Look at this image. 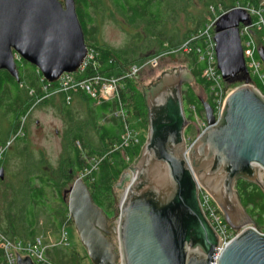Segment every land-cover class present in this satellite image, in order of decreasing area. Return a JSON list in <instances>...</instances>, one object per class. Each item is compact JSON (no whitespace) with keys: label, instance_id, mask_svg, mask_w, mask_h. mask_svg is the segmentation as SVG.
I'll return each mask as SVG.
<instances>
[{"label":"water","instance_id":"1","mask_svg":"<svg viewBox=\"0 0 264 264\" xmlns=\"http://www.w3.org/2000/svg\"><path fill=\"white\" fill-rule=\"evenodd\" d=\"M249 14L233 7L215 22L217 66L229 83L244 84L228 96L219 120L200 99L207 128L187 147L183 86L195 81L189 69L165 72L144 89L148 134L133 177L111 226L89 185L78 176L66 191L68 209L93 264H213L219 236L203 213L198 184L210 192L229 225L239 234L218 264H264V233L236 190L242 177L264 190V97L252 86L239 26ZM16 54L35 66L48 83L78 72L88 54L76 0H0V72L20 80ZM258 54L264 63V47ZM3 177V170L0 171ZM127 170L115 187L129 179ZM119 236V247L111 240ZM17 264H35L18 256Z\"/></svg>","mask_w":264,"mask_h":264},{"label":"trees","instance_id":"2","mask_svg":"<svg viewBox=\"0 0 264 264\" xmlns=\"http://www.w3.org/2000/svg\"><path fill=\"white\" fill-rule=\"evenodd\" d=\"M234 1L232 0L234 4L229 6L224 0H111L114 10L125 19V22L140 30L133 35V43L139 46V41H142L146 45L145 48L137 47L130 51L101 45L93 35L97 25V14L106 15L108 12L105 0H76L86 43L89 48H94L97 52L96 57L80 74L79 79L101 74L106 77H123L121 103L117 98L111 100L91 98L83 90L52 95L53 100L55 96L60 95L63 103L56 107L62 114L68 116V120H65L67 124L65 153L57 165L47 161L46 158L34 157L29 148L27 126L23 124L25 123L23 119L27 118L31 110L48 99L43 91L46 83L42 79L41 72L36 67L30 71L27 66L30 63L23 59L17 60L19 81L7 71H1L0 142L3 144L0 145H5L12 137L13 143L0 158V171L3 170L4 173L12 158L18 159L21 166L17 164L19 166L15 172L17 180L15 184L12 183L13 198L8 203L5 202L6 207H9L13 214L8 217L10 220L7 222V217L3 216L0 210V229L12 239L34 242L41 230H45L40 226V215L46 218L45 227L51 226L59 232L63 227L73 224L65 200V192L68 190V184L78 174H85L84 180L89 185L93 199L104 213L105 210L112 209L115 184L139 157L144 142L142 140L139 144L122 145L124 122L116 112L122 104L128 114L130 125L132 117L146 125L145 128L148 124L144 92L138 89L136 80L125 78L126 72L133 63H142L154 55L144 54L151 45L158 44L159 48L166 46L169 50L167 53L173 54L175 49L178 50L182 46L181 44L188 43L187 67L192 72L195 82L206 90L207 100L213 104L209 92L210 83L203 76L207 61L206 58L201 59L206 52L202 32L209 24V20L211 21L209 17L211 15L213 17L210 9L219 10V6L223 5L225 11H228L237 4L257 6L261 2V0H242V3L236 4V1L240 0ZM198 4H202L203 8L198 10L197 14L188 17L194 27L181 33L178 27L173 26L175 19L180 12L186 11L187 7H196ZM259 44L264 47L260 39ZM138 51H142V55H139ZM250 79L257 85L251 75ZM55 85L52 84V87ZM68 94L71 95L70 102L66 100ZM79 94L82 95L83 100L78 98ZM36 99L41 101L37 102ZM183 99L187 106H195L198 114L204 115L200 98L189 83L183 86ZM75 102L79 103L80 107H87L88 112L83 115L79 113L76 109L78 105H74ZM188 118L193 121L189 114ZM101 120L104 122L101 123ZM192 128V125L188 127L186 136ZM76 142L82 143V147L79 148ZM13 149L16 150L14 155L11 152ZM42 166H46V169H41ZM3 181L4 174L3 177L0 175V183ZM235 187L243 206L253 217L256 227L264 233V190L243 178L237 180ZM46 255L50 264H81L84 258L77 251H70L61 245L48 247Z\"/></svg>","mask_w":264,"mask_h":264},{"label":"built area","instance_id":"3","mask_svg":"<svg viewBox=\"0 0 264 264\" xmlns=\"http://www.w3.org/2000/svg\"><path fill=\"white\" fill-rule=\"evenodd\" d=\"M258 5L237 4L234 7H240L244 9L251 18V22L249 24L241 23L239 26L245 63L249 74L255 78L257 82L256 85L254 82L250 81L248 85L252 86L262 97H264V63L258 54L260 44L257 39L259 36V39L264 43V0H262ZM217 17L218 15L202 32L205 38L206 52L204 56H201V59L206 58L207 61V65L203 71V76L210 83L209 92L212 98L214 115L216 119L219 120L224 112L227 98L232 91H229V85L223 78L222 73L219 71L217 66L215 49L216 42L214 40L215 22ZM184 49L189 50L188 43H184L178 50L180 51ZM96 55V50H94V48L88 47V54L85 59V63L81 66L79 71L75 73H63L59 80L55 83H48L42 76L43 81L46 83V85L43 86L45 97L62 92L69 93L71 90H83L94 99L111 100L117 98L120 102V91L122 88L121 81L123 80V77H106L101 74L92 78L79 79L80 74L84 72L86 67L91 61L94 60ZM161 57L162 56L157 55L147 58L142 63H133L126 72L125 78L137 80L140 72L145 66H156ZM18 59L21 58L16 54V60ZM52 84L56 85L52 87ZM66 100L67 102H70L71 95L68 94ZM39 101H41V99L37 100V102ZM188 109L189 115L193 118V123L201 122L202 125L201 131L196 137H186L187 147L189 148L191 144L204 132L208 124L205 119V113L203 116H201L198 114L197 109L193 105H189ZM116 115L121 116L124 122L122 145L131 146L141 143V138L137 135L138 132H135L128 122V114L122 104L117 110ZM12 141L13 138L5 145H0V158L11 145ZM88 173L89 172H87V174ZM81 176L83 177L85 174ZM260 177L264 179V168H260ZM198 189L201 209L220 239L218 250L213 256V264H218L221 253L233 240V238L239 234L240 230L234 229L229 225L218 204L208 190H206L201 184H198ZM69 244L66 227H63L60 230L58 240L54 244L46 243L41 236L37 237L34 242L23 241L21 239H12L0 229V264H17L18 256H29L33 259L35 264H50L46 255V250L48 247L59 245L67 247Z\"/></svg>","mask_w":264,"mask_h":264},{"label":"rangeland","instance_id":"4","mask_svg":"<svg viewBox=\"0 0 264 264\" xmlns=\"http://www.w3.org/2000/svg\"><path fill=\"white\" fill-rule=\"evenodd\" d=\"M227 5L232 6L235 2L233 0H224ZM262 1V0H261ZM107 6H108V12L106 15L104 14H97V25L96 29L93 32V35L96 37L97 41L101 45L104 46H109L113 49L120 50V49H126L133 51L137 47L145 48L146 45L142 42L139 41V46H136V43H133V35H135L138 31L136 28H133L129 26L126 22L125 19L114 10L113 3L111 0H105ZM242 3V0L236 1L237 3ZM223 5L219 6V10L215 8H211L210 11L213 13L209 17L211 21L219 15V12H224L226 9L222 7ZM203 5L198 4L196 7L190 6L187 7L186 11L180 12L179 16L175 19L174 23L175 27H178L181 33L185 32L188 28L194 27L192 25L191 20H188V17L191 16L192 14H197L198 10L202 9ZM212 17V18H211ZM264 17V16H263ZM209 20V23L211 22ZM98 26V27H97ZM173 26L171 28H173ZM258 42H259V36L257 37ZM183 45V44H181ZM180 46V45H179ZM174 51L173 54H168L167 52L169 51L166 49V46L163 48H159L158 44L151 45V48H148L145 50V55L146 54H151L153 53L154 55H151L148 58L160 55L162 56L160 60L158 61V64L156 66H151L147 65L143 68V70L140 72L139 77L137 78V86L138 89L144 92L145 88L150 87L152 84L158 81V79L165 73L173 70H180V69H189L187 67L188 63V50H177ZM139 55H142V51H138ZM158 54H155L157 53ZM160 52V53H159ZM143 54V55H144ZM29 66V70L33 71V68L35 66L33 65H27ZM244 82H233L229 85V91H233L237 87L243 85ZM192 87L194 88L196 94L200 96L202 99L206 100L207 99V92L206 90L198 85L195 81L191 83ZM37 100V99H36ZM63 103L62 98L60 95H57L54 97V100L52 99V96H48V99L33 108L30 112V114L27 116V118H24L23 121L25 120V123H23L25 126H27V134H28V140L30 142L29 148L34 154V157L36 158H46L47 161H51L54 165H57L60 159L64 157V151H65V133H66V121L68 120V116L62 114L56 106L60 105ZM79 103L75 102L74 105H78ZM189 106L184 103V108H186V115L189 114ZM79 113L82 115L85 112H88V108H84L83 106L76 107ZM88 115V114H87ZM76 116V115H75ZM131 126L135 132H138L137 135L141 138V141L143 140V145L147 140V132H148V124L147 128H145L146 125L141 124L137 119L132 117L131 119ZM69 122V121H68ZM193 128L191 129V132L186 136L187 138L189 136L191 137H196L198 133L201 131V122H195L192 124ZM22 133H24L22 131ZM2 133L0 132V135ZM13 138V137H12ZM11 138V139H12ZM13 143V142H12ZM11 143V144H12ZM0 144H3L0 142ZM76 145L81 148L82 143L76 142ZM9 149L11 146L8 147ZM13 152L12 155L16 154V150L11 151ZM66 155V154H65ZM20 162V161H19ZM18 159L14 160L12 158L10 160V163L8 167L4 171V181L0 183V193H1V198H0V210L1 214L3 216H6L7 219L9 216L13 214V211L11 212L9 210V207H6V203L8 201L12 200V186L16 182V177H15V172L17 171V168L19 166ZM21 166V164H19ZM41 169H46V166ZM127 172L130 174L129 179L124 180L122 182V189L114 187V193H115V198H114V204L112 209L105 210V214L107 215L109 219V224L111 226H117L118 221H119V214H120V204L123 199V196L125 194L126 188L128 187L131 178L133 177V172L130 170V168L127 169ZM81 174H78L74 177L72 182L68 184L67 189L71 187V185L74 183L75 179L80 176ZM84 179V176H83ZM119 181V180H118ZM117 181V182H118ZM116 182V183H117ZM88 184V183H87ZM116 185V184H115ZM5 192V194H4ZM66 193V192H65ZM3 196V197H2ZM68 195H65V200L68 204ZM5 199V201H4ZM9 210V211H8ZM9 214V215H8ZM10 219L7 220L9 222ZM46 218L44 215H40V226L45 230H41V232L37 236L43 237L46 243L48 244H54L59 237V231L52 229L51 226L48 228L45 227L46 225ZM255 228L256 225L254 224ZM47 228V229H46ZM260 232L261 229L257 228ZM66 230L68 232V238H69V245L67 246L68 250L70 251H77L80 256H83L84 258L82 259L81 264H93L88 256L87 250L85 246L82 244L78 231L73 224H69L66 226ZM263 233V232H262ZM111 240L112 242L119 247V236L117 233L111 232Z\"/></svg>","mask_w":264,"mask_h":264},{"label":"flooded vegetation","instance_id":"5","mask_svg":"<svg viewBox=\"0 0 264 264\" xmlns=\"http://www.w3.org/2000/svg\"><path fill=\"white\" fill-rule=\"evenodd\" d=\"M227 83H228V82H227ZM199 98L202 99L200 96H199ZM206 100H207V99H206ZM207 101H208V100H207ZM201 104H202V103H201ZM186 116H187V118H188V115H186ZM192 124H193V121H191L190 125H192ZM190 125H189V126H190ZM189 126H188V127H189ZM187 129H188V128H187ZM239 179H242V177H239L238 180H239ZM243 179H244V178H243Z\"/></svg>","mask_w":264,"mask_h":264},{"label":"crops","instance_id":"6","mask_svg":"<svg viewBox=\"0 0 264 264\" xmlns=\"http://www.w3.org/2000/svg\"><path fill=\"white\" fill-rule=\"evenodd\" d=\"M78 98H80L81 100H83V97H82V95H81V94H79V95H78ZM204 113H205V112H204ZM100 122H101V123H103V122H104V120H101Z\"/></svg>","mask_w":264,"mask_h":264},{"label":"bare ground","instance_id":"7","mask_svg":"<svg viewBox=\"0 0 264 264\" xmlns=\"http://www.w3.org/2000/svg\"><path fill=\"white\" fill-rule=\"evenodd\" d=\"M125 195V194H124ZM124 197V196H123Z\"/></svg>","mask_w":264,"mask_h":264}]
</instances>
